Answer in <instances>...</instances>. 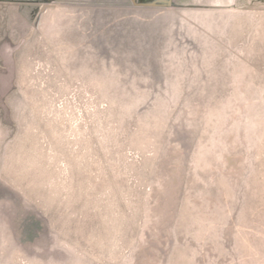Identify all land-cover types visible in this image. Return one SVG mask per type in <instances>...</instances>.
<instances>
[{"label":"rangeland","instance_id":"rangeland-1","mask_svg":"<svg viewBox=\"0 0 264 264\" xmlns=\"http://www.w3.org/2000/svg\"><path fill=\"white\" fill-rule=\"evenodd\" d=\"M151 1L0 0V264H264V0Z\"/></svg>","mask_w":264,"mask_h":264},{"label":"water","instance_id":"water-1","mask_svg":"<svg viewBox=\"0 0 264 264\" xmlns=\"http://www.w3.org/2000/svg\"><path fill=\"white\" fill-rule=\"evenodd\" d=\"M140 6H145V7H156V6H167V7H171L174 5L172 0H154L151 2H144V3H140L138 4Z\"/></svg>","mask_w":264,"mask_h":264},{"label":"crops","instance_id":"crops-1","mask_svg":"<svg viewBox=\"0 0 264 264\" xmlns=\"http://www.w3.org/2000/svg\"><path fill=\"white\" fill-rule=\"evenodd\" d=\"M236 8V5L235 4H231L230 6H229V8L228 9H231V10H233V9H235Z\"/></svg>","mask_w":264,"mask_h":264}]
</instances>
